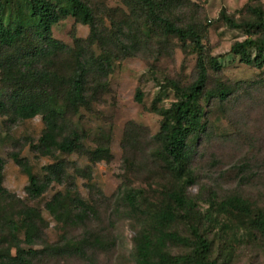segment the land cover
I'll use <instances>...</instances> for the list:
<instances>
[{"label": "rangeland", "instance_id": "rangeland-1", "mask_svg": "<svg viewBox=\"0 0 264 264\" xmlns=\"http://www.w3.org/2000/svg\"><path fill=\"white\" fill-rule=\"evenodd\" d=\"M86 1L93 6L97 22L113 37L104 45L107 48L111 43V60H105L107 52L103 46L91 42L90 25L68 16L53 26V36L66 45L65 51L56 54L51 63L44 62L61 78H69L78 67L76 54L83 55L88 70L87 104L74 110L64 104L63 89L58 91L59 105L63 106V134L79 130L84 149L79 153L42 155L32 146L45 129L42 115L16 123L9 115H0V156L6 161L2 185L13 195L2 203L0 219L21 205L37 208L43 216L42 240L37 246L41 250L64 245V235L74 241H90L85 258L70 252H49L39 256L36 264H137V241L153 228L152 212L176 184L159 153L161 142L157 134L161 117L153 105L168 107L174 101V91L169 86L162 88L168 80L189 85L197 78L198 52L190 40L183 43L162 27L148 24L145 16H140L125 0ZM18 3L11 13L7 11V19L14 16ZM184 3L171 8L173 19L178 25L198 30L203 36L206 57H218L222 65L219 71L209 67L208 96L202 100L206 127L191 141L196 181L187 192L202 213L209 209L212 199L220 201L231 194L264 207V67L249 66L230 53L236 41L250 35L247 24L255 20L250 7L260 6L264 10V0ZM223 11L242 27L230 26L221 15ZM250 32L254 37L259 34L254 29ZM22 48L0 52V99L13 89L3 82L4 60L15 62L22 57ZM139 89L144 93L142 102L136 99ZM220 92L228 95L223 99ZM102 149H107V155L95 160L93 154L98 150L101 154ZM14 151L29 160L40 179L45 166L66 161L74 185L52 183L40 197H31L27 192L28 175L11 157ZM69 187H74L95 210L84 224L73 228L58 222L46 208L58 192L71 191ZM132 189L141 192V208L136 211L125 199L126 192ZM224 219L221 215L217 221ZM174 227L188 234L184 223L177 222ZM220 227L217 223L203 227L204 234L214 241L216 258L225 264H264V250L252 242L232 241L235 249L228 255L227 244L232 235H226ZM3 230L8 231L0 226V232ZM96 238L106 240L107 246L92 247ZM169 248L173 254L186 252L181 246L171 244Z\"/></svg>", "mask_w": 264, "mask_h": 264}, {"label": "trees", "instance_id": "trees-1", "mask_svg": "<svg viewBox=\"0 0 264 264\" xmlns=\"http://www.w3.org/2000/svg\"><path fill=\"white\" fill-rule=\"evenodd\" d=\"M15 14L11 19L6 13L17 3ZM140 16H145L148 24L162 27L167 34L176 36L186 43H194L198 52L197 78L189 85L175 80H168L166 85L174 91L175 99L170 106L153 105V110L161 117L160 129L157 134L161 146L159 153L167 168L174 176L176 184L170 187L163 196L158 208L152 212L153 228L138 239L136 244L137 264H225L214 255V241L203 232V227L211 224L220 225L226 235L232 238L228 242V255L235 249L232 241L252 242L264 250V207L253 203L239 195L231 194L222 200L210 201V207L202 213L194 198L187 190L195 183L196 175L192 167L195 153L192 139L204 130L205 108L202 100L208 96L206 91L209 78V67L219 71L222 68L218 57H206L203 36L193 26L184 27L172 17V7L183 6L184 0H125ZM255 20L247 24L249 36L236 41L230 53L238 56L240 61L253 67H264V10L260 6H251ZM223 19L232 27H242L222 12ZM74 16L78 21L91 27V42H97L105 48V60L110 61L114 51L108 44L110 35L96 20L92 5L86 0H0V52L3 49L23 47L22 57L12 62L4 60L3 82L13 89L10 95L0 99V115H9L12 122L30 119L42 115L45 129L33 149L45 156L55 152L79 153L84 149L83 137L79 130L72 129L63 134L61 116L63 106L59 105V89H63L61 97L66 106L77 110L86 105V79L88 70L84 64L82 53L76 54L78 67L69 78H61L49 69L44 62L64 52L66 45L54 38L53 26L61 19ZM250 29L259 33L254 37ZM112 36V35H111ZM123 48H126L122 44ZM228 94L220 92L224 99ZM144 93L137 91L136 99L143 101ZM99 151V150H98ZM93 154L95 160L105 158L107 149ZM11 157L26 172L29 178L27 192L31 197H40L52 183L74 185L73 177L67 172V162L59 160L45 166V174L40 179L32 169L29 160L19 152H12ZM6 161L0 156V209L2 203L13 197L2 185L3 171ZM66 193L58 192L46 208L58 222L68 228L84 224L90 212H95L74 187ZM141 192L129 190L126 201L132 210L141 208L139 204ZM221 215L224 220L217 221ZM41 212L32 206L21 205L5 218L0 219V226L8 230L0 232V264H36L43 253L52 255L66 252L87 257L88 239L74 241L64 238V245H52L50 249H39L41 239ZM217 221V222H215ZM177 222L186 225L188 234L181 233L174 227ZM220 222V223H219ZM224 228V229H223ZM226 228V229H225ZM107 246V241L96 238L93 246ZM186 249L183 254H173L170 245ZM47 250V251H46Z\"/></svg>", "mask_w": 264, "mask_h": 264}]
</instances>
